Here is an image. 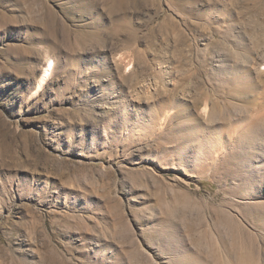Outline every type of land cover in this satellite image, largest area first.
<instances>
[{"label":"rangeland","instance_id":"1","mask_svg":"<svg viewBox=\"0 0 264 264\" xmlns=\"http://www.w3.org/2000/svg\"><path fill=\"white\" fill-rule=\"evenodd\" d=\"M262 121L264 0H0V264H264Z\"/></svg>","mask_w":264,"mask_h":264},{"label":"bare ground","instance_id":"2","mask_svg":"<svg viewBox=\"0 0 264 264\" xmlns=\"http://www.w3.org/2000/svg\"><path fill=\"white\" fill-rule=\"evenodd\" d=\"M52 63V65H51ZM54 61L52 60H49L48 64H47V67L45 69V73L43 75V78H42V81H41V84L45 83L48 79V76L51 75L54 71ZM42 86V85H41ZM40 86V87H41ZM263 125H264V121H262ZM254 127H255V124H251V129L246 127L245 124L242 122V129H244V133L242 134V138L244 139H254L255 138V133H254ZM255 130H257V127L255 128ZM248 249V248H247ZM250 253H248L249 255Z\"/></svg>","mask_w":264,"mask_h":264}]
</instances>
